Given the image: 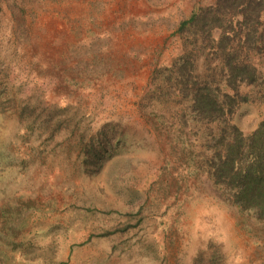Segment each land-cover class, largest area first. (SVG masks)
<instances>
[{
  "label": "rangeland",
  "instance_id": "1",
  "mask_svg": "<svg viewBox=\"0 0 264 264\" xmlns=\"http://www.w3.org/2000/svg\"><path fill=\"white\" fill-rule=\"evenodd\" d=\"M217 2L0 0V264H264V220L209 172L264 118V55L227 122L194 108Z\"/></svg>",
  "mask_w": 264,
  "mask_h": 264
},
{
  "label": "trees",
  "instance_id": "2",
  "mask_svg": "<svg viewBox=\"0 0 264 264\" xmlns=\"http://www.w3.org/2000/svg\"><path fill=\"white\" fill-rule=\"evenodd\" d=\"M206 24L209 34L215 27L222 30L215 42L221 68L194 82V108L203 119L227 122L246 99L238 86L261 77L252 54L264 55V0H218ZM222 81L235 93H224ZM212 158L209 172L227 199L264 220V118L248 135L235 126L224 128Z\"/></svg>",
  "mask_w": 264,
  "mask_h": 264
}]
</instances>
